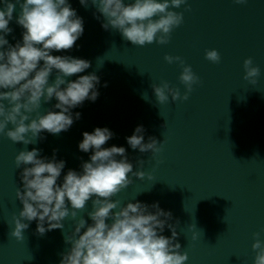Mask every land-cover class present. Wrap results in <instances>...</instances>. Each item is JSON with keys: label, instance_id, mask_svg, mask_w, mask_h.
I'll return each mask as SVG.
<instances>
[{"label": "water", "instance_id": "1", "mask_svg": "<svg viewBox=\"0 0 264 264\" xmlns=\"http://www.w3.org/2000/svg\"><path fill=\"white\" fill-rule=\"evenodd\" d=\"M68 2L83 19L84 32L71 50L52 55L90 61V68L69 79L95 73L100 78L99 96L72 109L73 115L81 116L68 131L57 135L44 131L40 134L44 139L27 146L0 135V264H59L61 253L71 247L65 236L72 234L76 223L68 217L63 229L39 235L34 220L23 240L9 235L12 217L22 209L16 198L22 169L16 168L15 156L27 147L40 149L41 157L51 159L57 150L56 159L66 162L58 181L62 183L69 169L80 172L81 164L90 159L91 151L81 152L78 144L83 132L97 127L114 133L104 147H124L133 171L145 173L143 179L130 174L133 183L112 197L120 207L158 202L171 211L169 223L176 226L179 221L176 242L188 254L186 264H254L253 234L260 232L264 240V0L243 5L234 0H188L174 9L183 12L184 19L169 43L142 47L125 41L119 32L104 30L103 17L96 18L100 14L90 3ZM18 12L17 5L9 24L13 32L6 36L12 45L22 42L24 30L15 22ZM211 49L221 56L218 64L205 59ZM165 55L180 56L199 77L186 101L169 97L160 105L156 100L151 84L167 81L182 96L186 91L179 81L181 66L167 63ZM249 57L260 68L255 85L243 79V62ZM54 79L55 72L50 82ZM56 102L53 98L42 103L40 112L46 113ZM139 125L146 130L145 142L149 137L162 142L155 157L127 144L126 137ZM91 210L89 201L76 220L84 217L91 224L87 217ZM162 234L170 237L171 230L166 227Z\"/></svg>", "mask_w": 264, "mask_h": 264}, {"label": "clouds", "instance_id": "2", "mask_svg": "<svg viewBox=\"0 0 264 264\" xmlns=\"http://www.w3.org/2000/svg\"><path fill=\"white\" fill-rule=\"evenodd\" d=\"M82 6L89 3L95 7L104 22L101 27L119 32L125 41L134 46H145L153 42L169 43L172 31L183 23V12L174 9L187 5L188 0H79ZM246 4L247 0H234ZM15 16L17 25L23 28L22 42L9 43L6 36L13 32L9 27ZM190 10V6L185 8ZM84 22L68 0H0V135L14 143L25 146L44 139V131L57 135L68 131L74 120L72 109L85 100L95 102L99 96L97 85L100 78L95 73H84L91 67L86 59L52 53L71 50L83 35ZM6 46V47H5ZM205 59L213 64L221 60L215 49L206 50ZM164 60L178 63L182 71L179 81L186 91L170 86L167 81L151 84L158 104L187 100L199 77L180 56L165 55ZM42 62V63H41ZM243 79L255 85L260 68L253 65L251 57L243 62ZM55 72V79L50 77ZM105 87L107 84L105 83ZM57 101L53 108L42 114L43 104ZM58 109L59 111L53 110ZM35 113L33 118L32 114ZM11 125V127H9ZM142 125L126 137L127 144L141 153L151 152L153 157L162 151V142L155 137L144 140ZM78 144L81 152L91 151L90 159L81 164L82 171L69 169L58 183L65 168L64 160H57L55 152L51 159L40 156V149L25 147L15 156V166L22 169V187L16 190V198L22 204L18 216L13 215L14 227L9 235L17 240L24 239V231L32 221L37 222L36 232L63 229V221L71 217L76 221L71 235L65 243L71 247L61 253L59 264H186L189 257L181 252L176 242V226L171 211L139 201L128 202L120 207V201L112 197L133 183L134 176L143 179V171H133L124 147H104L114 133L107 127H97L92 132H83ZM121 157V159H117ZM143 166L144 161H138ZM152 177L149 176V179ZM91 201L92 210L87 217L76 220L77 213ZM70 205V207H69ZM119 209V210H116ZM116 210V211H114ZM27 221L28 223H25ZM47 225V227H45ZM171 236L162 233L165 228ZM83 230V231H82ZM260 232L253 234L252 250L254 264H264V240ZM196 239V235H193Z\"/></svg>", "mask_w": 264, "mask_h": 264}]
</instances>
